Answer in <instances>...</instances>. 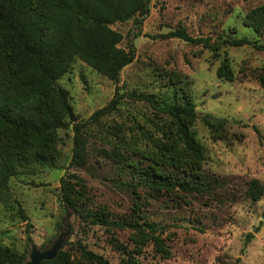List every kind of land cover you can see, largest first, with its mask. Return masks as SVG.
<instances>
[{
    "label": "rangeland",
    "instance_id": "rangeland-1",
    "mask_svg": "<svg viewBox=\"0 0 264 264\" xmlns=\"http://www.w3.org/2000/svg\"><path fill=\"white\" fill-rule=\"evenodd\" d=\"M260 6L264 0H151L142 26L133 21L113 25L125 37L122 46L133 43L136 48V60L122 71L119 83L77 60L58 84L69 91L79 122L106 107L117 87L125 98L114 113L84 130L87 167L69 166L74 148L69 127L59 132L54 167H38L11 180L13 201L21 204L33 228L27 231L16 203L14 209L0 204V246L27 252L26 264L34 251H51L59 242L58 252L68 251L74 264H82L78 244L110 264H122V249H134L136 234L93 224L67 208L61 179L73 174L85 185V210L102 211L111 221L154 222L166 229L170 256L161 258L148 244L137 256L144 264H264V196L254 202L245 195L250 180L264 184V89L257 79L264 70V52L225 47L216 56L202 46L164 38L183 28L195 38L247 37L264 44V34L258 36L244 24L246 14ZM225 59L235 74L233 82L217 76ZM177 79L181 82L173 85ZM181 86L191 91L200 117L194 130L205 148L204 168L219 180L211 195L131 186L132 180L108 156L120 140L137 141L146 149V136H159L162 116L130 94H155L170 102ZM205 117L227 123L214 132L202 122Z\"/></svg>",
    "mask_w": 264,
    "mask_h": 264
},
{
    "label": "trees",
    "instance_id": "trees-1",
    "mask_svg": "<svg viewBox=\"0 0 264 264\" xmlns=\"http://www.w3.org/2000/svg\"><path fill=\"white\" fill-rule=\"evenodd\" d=\"M151 0H0V204H17V212L27 225L33 226L25 210L13 201L10 182L38 167H54L58 157L59 132L72 127L74 131L73 157L69 166L81 169L90 160L84 130L114 113L125 94L116 89L110 103L87 120L78 121L69 91L58 82L77 60L118 84L122 71L136 60L133 43L122 46L125 37L113 25L133 21L142 26L150 15ZM244 24L261 36L264 34V6L249 11ZM202 46L216 56L222 48L253 47L264 52V44L247 37H192L183 28L164 36ZM220 79L233 82L235 74L228 59L217 70ZM264 89V70L257 77ZM181 79L173 81L179 84ZM147 102L162 116L157 125L158 137H147V148L137 141L119 144L108 156L133 185L155 193L183 195H211L219 180L205 168L206 153L197 139L194 126L200 119L191 91L181 86L173 100L161 101L155 94L129 95ZM202 122L214 132L224 129L226 120L205 117ZM77 184L80 190H77ZM85 185L77 175L61 179L63 204L91 223L108 228L130 229L136 234L133 250L122 249L126 255L122 264H144L137 256L146 245L153 247L161 258L170 256L164 237L166 229L154 222L111 221L104 212L85 210ZM245 195L254 202L264 196V184L250 180ZM249 235L248 238H252ZM28 241L32 242L29 235ZM82 264H110L103 256L94 254L78 244ZM27 252H17L0 246V264H26ZM80 262V263H81ZM41 264H74L68 251H59L52 260Z\"/></svg>",
    "mask_w": 264,
    "mask_h": 264
},
{
    "label": "water",
    "instance_id": "water-1",
    "mask_svg": "<svg viewBox=\"0 0 264 264\" xmlns=\"http://www.w3.org/2000/svg\"><path fill=\"white\" fill-rule=\"evenodd\" d=\"M61 247V243H57V245L48 252L40 253L37 251H34L31 256V261L29 264H41L42 261L45 260H52L57 256V252Z\"/></svg>",
    "mask_w": 264,
    "mask_h": 264
}]
</instances>
